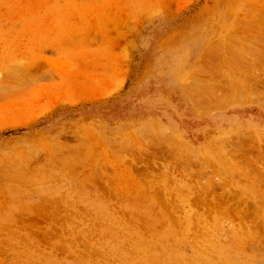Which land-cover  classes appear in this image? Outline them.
<instances>
[{"label": "rangeland", "instance_id": "1", "mask_svg": "<svg viewBox=\"0 0 264 264\" xmlns=\"http://www.w3.org/2000/svg\"><path fill=\"white\" fill-rule=\"evenodd\" d=\"M0 264H264V0H0Z\"/></svg>", "mask_w": 264, "mask_h": 264}, {"label": "bare ground", "instance_id": "2", "mask_svg": "<svg viewBox=\"0 0 264 264\" xmlns=\"http://www.w3.org/2000/svg\"><path fill=\"white\" fill-rule=\"evenodd\" d=\"M209 51V50H208ZM239 56V55H238ZM243 56V55H242Z\"/></svg>", "mask_w": 264, "mask_h": 264}]
</instances>
